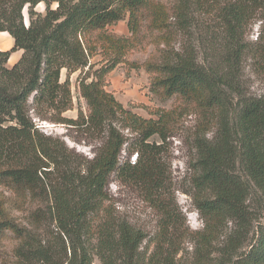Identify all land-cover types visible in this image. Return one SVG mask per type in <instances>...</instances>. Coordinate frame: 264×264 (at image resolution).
I'll return each mask as SVG.
<instances>
[{"label": "trees", "instance_id": "1", "mask_svg": "<svg viewBox=\"0 0 264 264\" xmlns=\"http://www.w3.org/2000/svg\"><path fill=\"white\" fill-rule=\"evenodd\" d=\"M41 2L43 13L34 9ZM192 6L210 12L218 23L214 28H198V43L210 53L208 67L198 63L192 48L186 46L182 54L172 48L141 64L129 63V69L143 68L150 89L159 98H173L192 106L202 124H217L210 139L199 133L193 138L195 159L189 179L193 204L214 235L226 220L238 219L243 224L250 183L264 192V99L234 98L231 93H235V87L226 84L244 51L239 41L250 14L254 10L264 21V0L223 4L175 0L168 9L155 0H0V32H7L13 40L9 49L0 50V186L15 195L34 190L41 181L34 157L41 161L38 169L47 167L44 160L63 168L62 184L43 188L45 198L52 202L50 213L64 235L94 239L93 254L99 264H179L176 255L184 232L177 214L168 209L159 193L163 181L158 155L169 136L167 121L158 110L143 103H134L133 107H141L150 117L126 109L106 86L108 75L140 45L143 28L157 31L165 42L177 33L190 38ZM24 7L27 25L23 21ZM123 20L128 35L112 29ZM219 28L232 44L221 52L217 46ZM19 50L20 57L8 67L10 55ZM95 56L100 59L92 62ZM62 69L66 76L61 82ZM76 71L75 88L85 102V113L80 109L75 118H67L63 113L74 107L69 76ZM28 106L41 120L103 136L101 148L81 175L72 176L65 170L69 158L40 138ZM117 126L135 134L134 142L128 143ZM153 136L159 141L152 140ZM124 145H129L128 153L136 152L134 162L120 161ZM236 152L245 181L234 169L232 156ZM112 173L123 182L141 186L158 211L156 231L149 237L126 221L116 220L104 205ZM3 215L0 238L9 231L25 239L14 222ZM73 243L62 264H92L86 247ZM19 252L25 258L45 257L24 243ZM247 261L264 264V226L258 230Z\"/></svg>", "mask_w": 264, "mask_h": 264}, {"label": "rangeland", "instance_id": "2", "mask_svg": "<svg viewBox=\"0 0 264 264\" xmlns=\"http://www.w3.org/2000/svg\"><path fill=\"white\" fill-rule=\"evenodd\" d=\"M155 1L168 9L175 0ZM213 1L223 4L231 0ZM34 9L43 13L44 3H38ZM191 10L193 13L190 23L193 30L190 38L182 33H177L174 36H168L169 39L165 42L157 31L143 28L140 45L129 51L125 55L126 62L115 67L108 75L109 83L106 89L112 92L126 109L143 117H150L141 107H133L134 103H143L152 110H158L167 121L169 136L161 146L158 155L163 181L159 193L168 209H172L177 214L179 226L184 232L176 255L178 263L198 264L203 260V264H248V251L258 237L259 228L264 226V192L250 183L243 224L238 219L226 220L214 235L210 234L208 228L205 227L204 219L193 204L191 197L193 188L189 179L195 159L193 138L199 133L210 139L216 131L217 124L215 122L202 124V120L194 112L192 106L178 102L173 98H159L150 89L149 77L143 68L129 69V63L141 64L148 57L165 50L170 51L172 48L182 54L186 46L192 48L198 63L208 67L210 53H205L198 43V28L203 26L210 29L218 23L210 12L204 13L193 6ZM22 13L23 21L27 25L26 7L23 8ZM170 21L172 22L173 19ZM112 29L118 34H129L126 20L118 22ZM222 31L220 28L217 31L219 52L223 51V47L232 45ZM4 36L6 37L7 34ZM239 42L244 51L241 52L235 70L231 71L226 79V84L236 89L235 93H231V96L264 99V21L261 20L258 13H254V10L250 14ZM9 48L8 38H0V50ZM99 59L98 56H95L91 61L95 62ZM78 73L79 71H76L69 76L74 107L63 113L67 118H75L80 109L85 113V102L75 88ZM65 76L66 70L62 69L60 72L61 82ZM226 90L230 89L226 88ZM237 93L240 95L237 96ZM28 115L38 129L40 138L52 147H58L60 152L69 158L70 163L65 170L70 171L72 176H79L84 172L88 161L99 151L105 140L102 135L92 130L87 131L76 126L41 120L34 115L31 106H28ZM117 128L128 143L134 142L135 134L127 129L118 126ZM152 140L159 141L156 136H153ZM128 146L124 145L122 148L121 162L129 160L132 163L135 161L136 152L128 153ZM34 159L36 161L35 168L38 170L37 175L41 180L34 185V190L15 195L3 190L0 186V210L3 212L0 213V218L2 214L8 217L25 237V239H21L7 231L6 236L0 238V264H62L72 242L82 243L88 250L92 264H99L98 258L93 254L94 239H90L89 236L77 237L73 233H70V236L64 235L50 213L52 211L49 206L52 202L49 197L45 198L43 188L60 186L63 181L61 177L63 168L52 164L49 160H44L48 164L47 167L38 169L41 161L37 157ZM232 161L239 176L244 181L247 180L244 167L240 162L239 152L232 156ZM106 193L108 200L104 202V205L113 213L116 220L126 221L147 237L156 231L160 215L147 200L146 193L141 186L123 182L116 174L112 173L106 186ZM93 223L95 224L96 221ZM22 243L31 249L40 250L45 257H22L19 252V246Z\"/></svg>", "mask_w": 264, "mask_h": 264}, {"label": "crops", "instance_id": "3", "mask_svg": "<svg viewBox=\"0 0 264 264\" xmlns=\"http://www.w3.org/2000/svg\"><path fill=\"white\" fill-rule=\"evenodd\" d=\"M4 34H7L8 37L7 36L5 37ZM0 38H2V39L8 38V41L10 43V47L12 46V42H13L12 37L7 32H5V31L0 32ZM4 50H7V49H4ZM20 55H21V51L20 50L13 52L10 55V57H9L6 65L8 67L11 66V65H13L18 60V58L20 57Z\"/></svg>", "mask_w": 264, "mask_h": 264}]
</instances>
